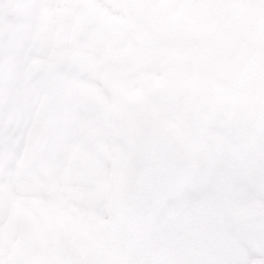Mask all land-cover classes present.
I'll use <instances>...</instances> for the list:
<instances>
[{"label":"snow or ice","instance_id":"1","mask_svg":"<svg viewBox=\"0 0 264 264\" xmlns=\"http://www.w3.org/2000/svg\"><path fill=\"white\" fill-rule=\"evenodd\" d=\"M0 264H264V0H0Z\"/></svg>","mask_w":264,"mask_h":264}]
</instances>
